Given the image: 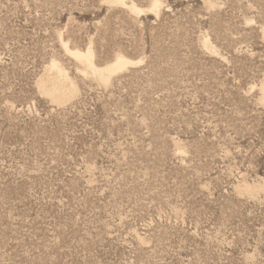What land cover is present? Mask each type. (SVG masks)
I'll list each match as a JSON object with an SVG mask.
<instances>
[{"label":"rangeland","instance_id":"obj_1","mask_svg":"<svg viewBox=\"0 0 264 264\" xmlns=\"http://www.w3.org/2000/svg\"><path fill=\"white\" fill-rule=\"evenodd\" d=\"M107 1L0 0V264H264V0Z\"/></svg>","mask_w":264,"mask_h":264},{"label":"bare ground","instance_id":"obj_2","mask_svg":"<svg viewBox=\"0 0 264 264\" xmlns=\"http://www.w3.org/2000/svg\"><path fill=\"white\" fill-rule=\"evenodd\" d=\"M211 2L212 1L208 0V3ZM107 3L125 7V9L128 8L129 11L135 15H141L148 11L157 16L160 14L162 8L161 0H152L146 10L138 4L134 2L128 3L126 0H108ZM65 49L76 62L81 65L85 77L97 81L104 86L110 85L115 76L127 71L130 66L135 65L132 59L122 53H117L111 62L105 64L104 67H100L96 63V54L93 48H91V45L85 51L69 49V45H65ZM47 71L48 73L38 83L41 93L63 106L77 97L78 93H80L78 85L73 79H70L59 62L52 61L50 66L47 67ZM261 102L264 105V83L261 85ZM258 189L257 187L248 186L244 188V191L249 195L253 194Z\"/></svg>","mask_w":264,"mask_h":264}]
</instances>
